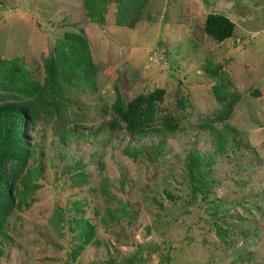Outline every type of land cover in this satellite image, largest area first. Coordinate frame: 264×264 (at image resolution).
Returning a JSON list of instances; mask_svg holds the SVG:
<instances>
[{"label": "rangeland", "instance_id": "rangeland-1", "mask_svg": "<svg viewBox=\"0 0 264 264\" xmlns=\"http://www.w3.org/2000/svg\"><path fill=\"white\" fill-rule=\"evenodd\" d=\"M82 2L0 0V57L19 60L38 87L27 105L51 96L46 67L49 57L55 67L62 60L57 40L81 35L92 67L85 88L82 74L68 82L66 93L75 103L65 107V124L87 131L115 117L117 97L125 105L162 89V99L145 106L139 119L148 133L172 127L168 149L155 165L125 158L117 146L128 137L116 117L110 141V130L93 143L61 141L58 151L71 161L87 159L98 145L106 153L103 168L88 167V180L78 186L50 162L54 116L45 103L44 112L25 120L28 143L46 138L44 169L33 156L8 165L18 191L11 190L13 203L0 223V237L10 239L0 264H264V0H148L132 28L116 25L115 1L106 5L103 24L87 17ZM208 13L234 23L230 38L215 42L205 35ZM62 50L70 65V50ZM215 70L229 80L228 95L238 98L225 119L212 92L216 78L208 74ZM209 125H230L235 141L214 155L203 190L194 195L184 156L193 147L211 151ZM156 138L148 134L133 145ZM121 170L128 183L122 190ZM23 180L27 190L19 186ZM75 215L83 224L70 222ZM84 224L97 244L85 245L71 261Z\"/></svg>", "mask_w": 264, "mask_h": 264}, {"label": "trees", "instance_id": "trees-1", "mask_svg": "<svg viewBox=\"0 0 264 264\" xmlns=\"http://www.w3.org/2000/svg\"><path fill=\"white\" fill-rule=\"evenodd\" d=\"M110 1H115L118 4L115 17L116 25L129 28H132L135 22H137L140 11L147 6L148 2V0H83L82 4L87 17L92 22L103 24L106 5ZM234 28V23L225 14L221 13H208L203 22V32L215 42H223L230 38ZM57 44L56 52L62 60H60L57 65L58 68H56L57 66H54L51 57H49L46 67L45 87L51 93V96L46 102L39 103V106L33 108L27 105V101L37 94L38 87L30 71L17 59H4L0 57V91L5 93L4 95H0V201L8 200L7 205L0 202V223L2 224L5 222V215L8 214L7 211L13 203L11 190L13 192L18 191L16 190V184H14L15 179L12 176L14 170L9 169L8 165L15 160L22 162L32 156L36 159V167L39 171H42L46 165L43 161V150L44 146L47 145L45 136L42 135L40 142L28 143L25 134L26 118L31 119L37 117L36 113L44 112L46 109L45 103L50 108L49 115L54 116L53 123L50 125L51 138L49 149L55 154H52L50 157V162L55 168L59 169L60 173L70 176L73 183L78 186L88 180V167L93 166L99 170L103 168L102 158L106 153H104L103 146L98 145L87 159L83 160L79 158L76 161H71L68 159V154H61L58 151L61 141L68 146L71 143L78 145L81 140L93 143L99 136L109 130L106 140L110 141L111 134L119 127L115 121L116 117L124 124L125 136L128 137V141H123L124 137L117 146L125 158L134 162L143 160L150 165H155L168 149L166 136L172 127H166L163 131L153 130L148 133L146 129L140 127L139 119L141 113L146 108L145 106L162 99V89H155L145 95L139 94L127 101L125 105L117 97L111 105V111L115 117L111 121H102L95 125V127L87 129V131L81 130L78 124L71 126L65 124V107L69 103H75L66 93L68 82L77 73L82 74L79 80L82 82V87L85 88L89 81V72L92 66L88 46L81 35H67L57 40ZM62 48L70 50V57L69 55L68 58L64 57L70 62V65L62 58L64 53ZM64 73H68L67 79ZM208 74L212 78H216V82L212 86V92L215 100L226 109L222 115L225 119L238 98L233 93L228 95L227 89L231 84L223 74H218L216 70ZM229 98L230 102H227ZM206 131L207 143L211 151H200L193 147L184 156V171L194 195H196V192L203 190L204 176L209 173L214 155L221 152L228 142L235 141V129L230 125H224L220 130L209 125ZM148 134L155 135L157 137L156 141H149L141 146L133 145L135 141L143 139ZM95 157H98L99 160H94L93 158ZM126 179L124 170H121L119 179L117 180L120 190L127 186ZM24 180L27 184V180L25 178ZM24 180L19 183V186L27 190L28 188L25 186ZM9 182H12L11 187ZM20 194L21 192L19 191L18 195ZM21 199L24 200V197H21ZM26 206H29V203H26ZM74 207V211H76L78 207ZM108 218H112V214L109 211ZM71 220V223H81L78 215L72 216ZM80 233L81 237H77L83 243L76 244L72 248L69 253L71 261L75 260L76 255L85 248V245L90 243L97 244V241L94 239V230L90 225H81ZM9 242L8 236L2 235L0 237V258L4 254V247ZM113 262L114 260H109L104 262V264H113Z\"/></svg>", "mask_w": 264, "mask_h": 264}]
</instances>
